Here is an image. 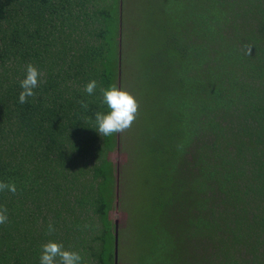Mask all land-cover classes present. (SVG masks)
Listing matches in <instances>:
<instances>
[{"label":"trees","instance_id":"trees-1","mask_svg":"<svg viewBox=\"0 0 264 264\" xmlns=\"http://www.w3.org/2000/svg\"><path fill=\"white\" fill-rule=\"evenodd\" d=\"M160 2L159 45L138 60L168 71L144 148L163 179L139 264H264V0ZM124 37L122 0H0V180L17 186L0 193V264H39L49 239L116 264L120 133L92 128L101 89L124 87ZM29 63L45 83L21 104Z\"/></svg>","mask_w":264,"mask_h":264},{"label":"rangeland","instance_id":"rangeland-1","mask_svg":"<svg viewBox=\"0 0 264 264\" xmlns=\"http://www.w3.org/2000/svg\"><path fill=\"white\" fill-rule=\"evenodd\" d=\"M161 0H122L123 20L125 27L124 42L120 44L123 55L124 87L138 101V112L131 126L120 133L118 145L109 153V158L115 166L117 199L111 209L113 221L118 220L120 230H123L120 257L123 264H139L147 244L140 240L144 221H149L148 211L152 208L154 189L157 191L163 176L150 170L153 155L145 153L150 141L147 137L151 127L158 122L159 92L164 83L159 81L167 77L165 68L155 70L154 61L143 60V54L158 47L159 9ZM126 20V21H125ZM153 57V56H152ZM154 58V57H153ZM147 66V70L143 69ZM163 74V76H162ZM163 116V115H162ZM167 116L164 117L166 119ZM152 132V130H151ZM150 136V134H148ZM136 147L132 150L130 142ZM155 141V140H154ZM137 142V145L135 144ZM141 151V153H139ZM136 154L139 158L136 160ZM143 156V157H142ZM130 158L133 162H130ZM117 182V181H116Z\"/></svg>","mask_w":264,"mask_h":264},{"label":"clouds","instance_id":"clouds-1","mask_svg":"<svg viewBox=\"0 0 264 264\" xmlns=\"http://www.w3.org/2000/svg\"><path fill=\"white\" fill-rule=\"evenodd\" d=\"M251 53V48H249ZM45 83L42 71L34 64L29 63L26 66L23 79L19 81V103L28 102L30 97L36 95V89ZM97 87V81H89L84 91L93 95ZM101 103L106 105L107 110L97 111L94 117V129L100 136L108 137L116 133H121L129 128L136 118L138 112V101L136 97L113 83L107 88L101 89ZM81 107L88 108V104L81 101ZM15 193L17 186L14 182L0 180V193ZM9 217L6 209L0 207V225L8 222ZM48 231L54 232V225L48 224ZM39 264H85L84 257L77 250L65 247V245L55 239H49L42 243L39 254Z\"/></svg>","mask_w":264,"mask_h":264},{"label":"water","instance_id":"water-1","mask_svg":"<svg viewBox=\"0 0 264 264\" xmlns=\"http://www.w3.org/2000/svg\"><path fill=\"white\" fill-rule=\"evenodd\" d=\"M119 223L118 220H116V264H119Z\"/></svg>","mask_w":264,"mask_h":264}]
</instances>
